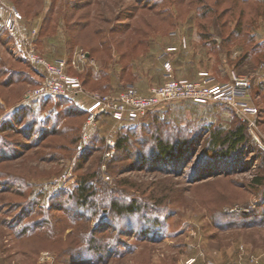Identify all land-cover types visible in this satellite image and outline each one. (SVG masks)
Wrapping results in <instances>:
<instances>
[{
    "label": "rangeland",
    "instance_id": "obj_1",
    "mask_svg": "<svg viewBox=\"0 0 264 264\" xmlns=\"http://www.w3.org/2000/svg\"><path fill=\"white\" fill-rule=\"evenodd\" d=\"M29 48L51 62L86 52L95 65L69 69L84 94L33 96ZM198 72L250 77L264 131V0H0V264H264V151L232 108L173 101L86 124L92 92ZM236 125L246 142L228 158L208 149Z\"/></svg>",
    "mask_w": 264,
    "mask_h": 264
},
{
    "label": "built area",
    "instance_id": "obj_2",
    "mask_svg": "<svg viewBox=\"0 0 264 264\" xmlns=\"http://www.w3.org/2000/svg\"><path fill=\"white\" fill-rule=\"evenodd\" d=\"M13 18L17 14L12 11ZM175 48H171L174 50ZM25 58L36 67L40 78L32 90L33 96L76 97L84 94V85L78 75L69 69L82 71L84 65L94 66L88 54L78 50L69 59L48 61L33 48L25 50ZM164 52L161 57H164ZM166 71L171 74V64L165 61ZM205 72H198V79L169 78L162 84L151 86L147 93H141L133 84H126L116 92H92L86 107V124L92 125L99 117H110L118 123H135L148 112L173 101L190 100L197 103H222L232 108L246 122L253 141L264 151V131L257 130V108L249 101L251 78L234 76L231 81L215 84ZM110 146L114 145L108 140ZM194 259L187 261L192 264ZM204 264H214L205 261Z\"/></svg>",
    "mask_w": 264,
    "mask_h": 264
},
{
    "label": "trees",
    "instance_id": "obj_3",
    "mask_svg": "<svg viewBox=\"0 0 264 264\" xmlns=\"http://www.w3.org/2000/svg\"><path fill=\"white\" fill-rule=\"evenodd\" d=\"M235 32V30H234ZM234 32H230V34L228 36H226L224 39V42H228L231 38V36L234 34ZM238 33V32H237ZM201 37L204 38L205 44L208 43L206 42L209 37L206 36V34L202 35ZM223 42V43H224ZM213 43V42H212ZM226 44V43H225ZM255 53L258 50H254ZM248 54H245L244 57H247ZM90 74L89 71H87L85 73V75ZM87 80L84 77L83 78V83H85ZM104 91V90H103ZM101 91V93H105V91L103 92ZM84 114H86V111H84ZM157 141V151L158 154L160 156H166L169 155V153L171 152V148L172 145L170 146L168 141H164L163 139H156ZM246 142V136L244 133V126L243 125H236L233 128H230L228 130H223V129H219V128H215L214 130H212V132L209 133L208 136V140H207V146L208 149H210L211 151H217L218 155L223 156L224 158H228L232 152H234L236 150V148L242 144H244ZM124 144V141L121 140V138H119L116 141V146L120 147ZM184 150H181V152H183ZM86 192V187L83 185L79 186V200L84 202L86 200V197L84 195V193ZM114 205V203H113ZM135 210L133 209V205H126V206H117V211L121 212V211H125V212H129Z\"/></svg>",
    "mask_w": 264,
    "mask_h": 264
},
{
    "label": "crops",
    "instance_id": "obj_4",
    "mask_svg": "<svg viewBox=\"0 0 264 264\" xmlns=\"http://www.w3.org/2000/svg\"><path fill=\"white\" fill-rule=\"evenodd\" d=\"M146 91H148V88H147L144 92H146ZM144 92H143V93H144ZM146 93H147V92H146ZM144 94H145V93H144ZM257 117H258V116H257Z\"/></svg>",
    "mask_w": 264,
    "mask_h": 264
}]
</instances>
